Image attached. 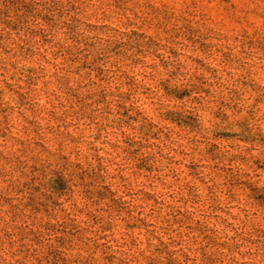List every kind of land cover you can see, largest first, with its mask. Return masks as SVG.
Masks as SVG:
<instances>
[{"label": "rangeland", "instance_id": "374dc122", "mask_svg": "<svg viewBox=\"0 0 264 264\" xmlns=\"http://www.w3.org/2000/svg\"><path fill=\"white\" fill-rule=\"evenodd\" d=\"M0 264H264V0H0Z\"/></svg>", "mask_w": 264, "mask_h": 264}]
</instances>
